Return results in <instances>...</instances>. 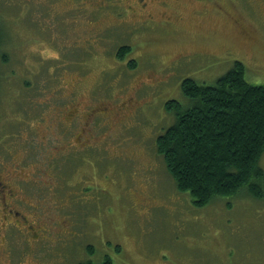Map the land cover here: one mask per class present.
I'll return each instance as SVG.
<instances>
[{
	"label": "rangeland",
	"instance_id": "obj_1",
	"mask_svg": "<svg viewBox=\"0 0 264 264\" xmlns=\"http://www.w3.org/2000/svg\"><path fill=\"white\" fill-rule=\"evenodd\" d=\"M128 3L0 0V218L42 244L0 228V264H264V196L198 207L156 147L184 79L240 61L264 85V0H155L147 23Z\"/></svg>",
	"mask_w": 264,
	"mask_h": 264
},
{
	"label": "trees",
	"instance_id": "obj_2",
	"mask_svg": "<svg viewBox=\"0 0 264 264\" xmlns=\"http://www.w3.org/2000/svg\"><path fill=\"white\" fill-rule=\"evenodd\" d=\"M129 52L123 46L117 55L123 59ZM181 86L190 104L167 103L177 109L176 119L156 139L177 188L189 192L198 207L243 189L263 197L264 85L250 83L236 61L214 84L186 78ZM100 264L115 263L106 256Z\"/></svg>",
	"mask_w": 264,
	"mask_h": 264
},
{
	"label": "flooded vegetation",
	"instance_id": "obj_3",
	"mask_svg": "<svg viewBox=\"0 0 264 264\" xmlns=\"http://www.w3.org/2000/svg\"><path fill=\"white\" fill-rule=\"evenodd\" d=\"M107 1V0H106ZM130 3H128V11H130V16H141V18H144L143 20H139L142 23H147L149 21H154L155 16L151 13H149V7L151 6V3L154 2L155 0H128ZM160 2H165V0H160ZM104 6H106L108 4V2H103ZM103 4H100V6ZM155 22H165L167 24H169V20L167 21H156ZM139 23V22H138ZM130 64V63H129ZM61 104H57V106L55 105V108H58ZM72 109H77L78 110V103H72L70 104ZM95 110L92 111V114ZM96 114V112H95ZM74 114L72 113L71 119L74 118L73 116ZM70 119V120H71ZM11 189L8 188V186L4 183V181H0V196H1V200H3V202L0 204L1 206V210L2 212H0V216L4 214V209H6V207L9 205V200L7 199V197L9 199H14V192L11 193ZM9 211H12V209H9ZM16 219H10V217L6 218V222H4L3 217L0 218V228H2L1 231L5 230L4 234H7V239L5 240V244H7L8 242L13 240L14 235H16V233L19 231L22 233H24L26 236H28L30 238L29 241L32 242H37L38 245H42L39 240L40 238V234L37 233L36 235L32 234L30 232V228L32 227V223L30 221V219L28 217H26L24 214H21L18 210H16ZM5 224H4V223ZM10 225H12L13 228H10V230H12V233H6V230L8 228V226L10 227ZM22 228H26V230H22ZM41 232V229L39 227V230ZM11 257L14 256V249L11 251V253L9 254ZM35 255V253H34Z\"/></svg>",
	"mask_w": 264,
	"mask_h": 264
}]
</instances>
